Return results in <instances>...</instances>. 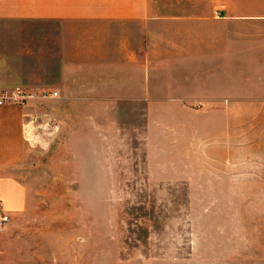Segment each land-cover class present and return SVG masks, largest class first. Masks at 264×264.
I'll list each match as a JSON object with an SVG mask.
<instances>
[{
    "label": "rangeland",
    "instance_id": "1",
    "mask_svg": "<svg viewBox=\"0 0 264 264\" xmlns=\"http://www.w3.org/2000/svg\"><path fill=\"white\" fill-rule=\"evenodd\" d=\"M227 4L150 0L156 16ZM50 66V51L37 55L33 34L0 36L3 89L50 91L57 80ZM4 109V137L17 136L20 149L11 164L0 165V180L15 182L4 189L16 185L22 202L3 199L12 210L0 233V264H264V145L245 148L251 144L244 142L242 117L231 119L229 149L227 119H197L190 109L180 122L148 119L145 103L136 119L131 103H93L95 150L88 157L77 148L78 135L53 132V101Z\"/></svg>",
    "mask_w": 264,
    "mask_h": 264
},
{
    "label": "crops",
    "instance_id": "2",
    "mask_svg": "<svg viewBox=\"0 0 264 264\" xmlns=\"http://www.w3.org/2000/svg\"><path fill=\"white\" fill-rule=\"evenodd\" d=\"M16 23L35 31L0 30V36L33 34L37 55L50 51L57 79L50 91H26L33 95L28 102L53 101V132L78 135L77 148L88 157L95 150L92 104L104 102L131 103L136 119L140 103L148 119L180 122L188 109L197 119H227L223 136L229 149L235 138L231 119L242 117L244 142L251 144L245 148H263L264 0H228L226 9L169 16L153 14L150 0H0V26ZM6 84L0 79V88ZM109 86L114 94L105 92ZM7 106L0 107L3 166L20 149L17 136L4 137ZM13 183L0 180L6 212L12 206L4 198L22 202L16 185L13 192L4 189Z\"/></svg>",
    "mask_w": 264,
    "mask_h": 264
},
{
    "label": "built area",
    "instance_id": "3",
    "mask_svg": "<svg viewBox=\"0 0 264 264\" xmlns=\"http://www.w3.org/2000/svg\"><path fill=\"white\" fill-rule=\"evenodd\" d=\"M54 97L58 96V93H52ZM33 99V95L27 93L26 91L16 88L13 91H7L0 88V107L11 105V104H21L26 103ZM11 222L10 215L5 211L2 202L0 201V233L4 232L5 229Z\"/></svg>",
    "mask_w": 264,
    "mask_h": 264
}]
</instances>
